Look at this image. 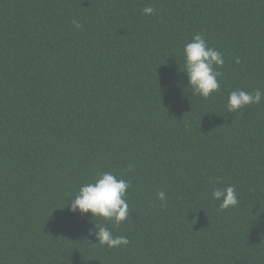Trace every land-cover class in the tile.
<instances>
[{
  "label": "trees",
  "instance_id": "16d2710c",
  "mask_svg": "<svg viewBox=\"0 0 264 264\" xmlns=\"http://www.w3.org/2000/svg\"><path fill=\"white\" fill-rule=\"evenodd\" d=\"M196 33L225 60L207 100L183 72ZM257 88L264 0H0V264H264V101L226 107ZM101 171L129 183L118 227L67 205Z\"/></svg>",
  "mask_w": 264,
  "mask_h": 264
},
{
  "label": "clouds",
  "instance_id": "9594fccd",
  "mask_svg": "<svg viewBox=\"0 0 264 264\" xmlns=\"http://www.w3.org/2000/svg\"><path fill=\"white\" fill-rule=\"evenodd\" d=\"M144 15L151 16L156 12L152 6H146L142 10ZM72 24L76 29L82 25L75 19ZM184 70L187 75L188 85L192 96H199L205 100L220 90V80L225 60L224 55L218 49L209 46L202 33H196L190 42L183 46ZM264 101V90L260 88L254 91L237 89L231 91L227 100V112L235 113L245 109L249 105H259ZM131 170V167L129 168ZM129 183L124 178L118 177L112 172L101 171L96 174L91 182L82 184L76 194L67 204L72 213L81 216L91 214L93 218H102L105 221L120 226L128 220L130 211L127 202V190ZM161 202L166 201L167 194L164 191L157 192ZM212 198L219 201L221 210L234 208L239 204L235 186L215 187ZM95 238L100 245L108 248H120L127 246L129 240L125 236H115L110 228L105 225L98 226L94 223ZM93 230H89V235Z\"/></svg>",
  "mask_w": 264,
  "mask_h": 264
}]
</instances>
